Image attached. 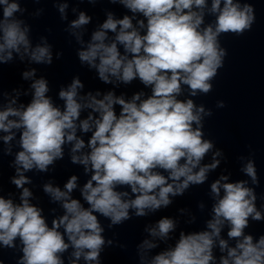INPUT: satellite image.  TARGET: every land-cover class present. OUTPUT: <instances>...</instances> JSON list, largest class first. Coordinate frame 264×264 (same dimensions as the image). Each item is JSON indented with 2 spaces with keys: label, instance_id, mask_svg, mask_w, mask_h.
Listing matches in <instances>:
<instances>
[{
  "label": "clouds",
  "instance_id": "9594fccd",
  "mask_svg": "<svg viewBox=\"0 0 264 264\" xmlns=\"http://www.w3.org/2000/svg\"><path fill=\"white\" fill-rule=\"evenodd\" d=\"M88 2L96 3L97 0ZM109 2L123 5L133 14H142L147 21L145 34L133 26V17L125 15L116 19L108 12L86 47L83 33L71 32L82 46L77 57L82 66L95 69L103 83L111 84L110 78L123 84L139 79L145 87L151 88V95L143 100L140 99L143 93L134 94L131 100L111 91L102 99H97L99 92L81 96L79 90L84 84L77 76L66 89L59 90V98L64 101L61 110L47 95L49 82L41 77L31 83L32 99L26 107L23 104L13 107L16 101L12 100L0 110V131L8 133L0 137L5 144L14 139L13 129L21 130V150L13 161L16 176L11 180L22 189L20 203L0 196V244L13 248L14 241L20 239L23 256L18 264H64L59 254L70 246L73 248L72 264L81 258L100 264L106 241L102 235L104 229L94 213L110 220L109 227L131 219L130 209L136 217H145L168 207L172 203L170 196H182L191 185L203 184L207 173L220 163L215 160V156L221 155L217 150L214 162L201 166L205 155L214 148L212 141L203 138L202 131V119L211 116V110L198 107L192 99L179 100L177 97L182 92L181 85L188 86L189 95L193 97L212 91V81L227 56L219 38L228 34L242 36L250 31L256 20L254 6L241 5L234 0H211L208 12L215 16L214 24L201 27L207 0ZM67 7V3L59 5L62 19H67ZM24 11L20 0H0V65L11 62L16 53L21 61L27 56L30 62L50 66L53 62L51 45L45 42L33 48L29 27L15 16ZM90 22L91 17L81 11L70 22L69 29L80 30ZM137 24L145 28L144 20H138ZM108 32L115 33V38L106 43ZM118 45L123 47L124 54ZM35 74V69L25 71L22 78L28 80ZM115 105L120 106L119 115ZM217 106L223 108L225 105L221 101ZM84 109H91L98 116L90 113L81 120ZM78 127L84 133L91 131L87 154L76 155L86 146L77 136ZM66 143L72 144L71 163L82 164L86 173H92L81 189L88 207L70 196L77 187L75 175L64 185L65 191L45 184L44 192L54 202H61L64 210L49 227L42 209L29 202L32 193L24 185L31 180L24 173L34 169L47 172L57 160L63 159ZM11 153V147L5 150V154ZM242 171L253 184L258 183L254 161L249 160ZM227 179L221 176L211 184L212 193L220 197L223 189V196L213 205L214 215L207 221L208 230L181 232L175 247L155 255L149 264H215L213 247L217 239L220 251H226V255L220 257V264H264V235L254 242L252 235L244 233L249 218L264 221V215L255 206L254 191L246 187L247 181L221 184V180ZM120 186L129 187L135 198L123 199L129 194L117 191ZM226 223L228 238L236 240L234 247L220 238ZM176 226L173 219L164 217L146 231L152 237L166 240ZM61 227L63 232L59 230ZM107 244L111 245L112 241L108 240ZM138 247L151 250L157 244L144 240ZM144 259L142 255V264Z\"/></svg>",
  "mask_w": 264,
  "mask_h": 264
}]
</instances>
